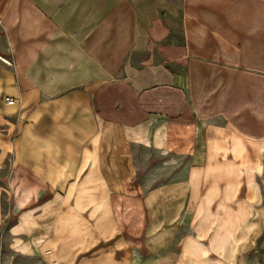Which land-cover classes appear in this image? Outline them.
<instances>
[{"label":"crops","instance_id":"crops-1","mask_svg":"<svg viewBox=\"0 0 264 264\" xmlns=\"http://www.w3.org/2000/svg\"><path fill=\"white\" fill-rule=\"evenodd\" d=\"M263 110L264 0H0V148L18 132L15 177L86 178L84 193L110 195L154 154L201 163L150 190L168 216L136 264H264ZM16 112L28 123L10 124ZM37 146L59 157L19 156Z\"/></svg>","mask_w":264,"mask_h":264},{"label":"rangeland","instance_id":"rangeland-1","mask_svg":"<svg viewBox=\"0 0 264 264\" xmlns=\"http://www.w3.org/2000/svg\"><path fill=\"white\" fill-rule=\"evenodd\" d=\"M1 101L4 103V98ZM20 117L16 112L6 119L18 125ZM256 119L261 123L259 132L264 135V110ZM28 121L22 118L23 124ZM17 137L18 132L10 138L11 153L2 155L0 148V264H136L137 248L145 250L142 238L158 230L149 223L154 218L168 216V211L151 208L150 190L167 183L182 186L179 183L185 181L189 169L201 165L184 157L154 154L149 156V163L143 164L140 179L111 180L113 188L124 186V191L88 195L82 190H87L86 178L61 182L59 178H38L27 172L15 177L12 173L18 156ZM19 150L24 161L59 157V147L55 146ZM38 165H35L37 170ZM48 167L55 170L59 164L52 162ZM53 172L48 174L54 175ZM75 185L79 193L71 195L70 188ZM138 187L143 188V194L136 192ZM166 200L167 195L162 194L160 202ZM94 201L95 206L89 209ZM77 202L81 204L79 210H75ZM67 222L71 225L66 226ZM190 233V228L182 225L175 233L176 239ZM175 245L179 242L172 246ZM263 245L257 244V250ZM154 260L144 261L145 264H168Z\"/></svg>","mask_w":264,"mask_h":264},{"label":"built area","instance_id":"built-area-1","mask_svg":"<svg viewBox=\"0 0 264 264\" xmlns=\"http://www.w3.org/2000/svg\"><path fill=\"white\" fill-rule=\"evenodd\" d=\"M4 102L9 107H15L21 102V100H17V99L12 98V97H5Z\"/></svg>","mask_w":264,"mask_h":264}]
</instances>
